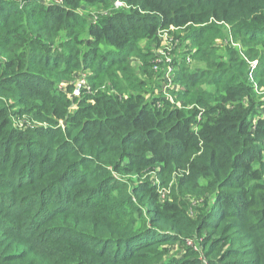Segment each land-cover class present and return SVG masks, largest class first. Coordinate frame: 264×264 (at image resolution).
<instances>
[{
    "label": "trees",
    "instance_id": "1",
    "mask_svg": "<svg viewBox=\"0 0 264 264\" xmlns=\"http://www.w3.org/2000/svg\"><path fill=\"white\" fill-rule=\"evenodd\" d=\"M118 1L0 0V264H264V0Z\"/></svg>",
    "mask_w": 264,
    "mask_h": 264
},
{
    "label": "rangeland",
    "instance_id": "2",
    "mask_svg": "<svg viewBox=\"0 0 264 264\" xmlns=\"http://www.w3.org/2000/svg\"><path fill=\"white\" fill-rule=\"evenodd\" d=\"M102 12L106 13L105 11H100V13H102ZM170 31H173V32H170ZM170 31L169 32H167V31H159L160 33H158V35H162V37H159V40L160 41H159V47H158V52L160 54H162L161 55L162 56V60L157 61V65L160 68H163V69L166 68L167 61H169V60L171 61V65L170 66L171 67H174V65H172V63H173L172 57L169 55L170 52H171V50H172V53L171 54L174 55L175 53H180L182 51V49H183V46H181V40L180 39L184 38V36H185L184 31L182 29H172ZM171 41H173V43H171ZM234 43L235 44H231L234 47V49H237L238 52L242 53L241 51L243 50V47L239 43H237V44H236V42H234ZM185 44L187 45L188 42H186ZM138 46L140 47L141 50L152 51V52L154 51V46L152 44V41H143V42H140L138 44ZM216 46L218 47V49H220L219 52H222L221 49L225 48L226 47V44H224L221 41H217ZM161 48H164V51L163 52H162ZM165 48H168V51H166ZM186 60L187 61H190L192 63V60L190 58H186ZM169 73H170V70H168L167 73L164 75V79L170 78L169 75H168ZM77 75H78V73L75 74V76H74L75 79L70 84V85H73V86H71L70 90L67 89L66 90V94H65L66 97H68V99H70L73 102L72 105H71V107H70V110H73V111H76V109L78 108V105H79L78 104V101H74V100L81 101V98H82L81 93H80L79 97H73L72 96L74 85L77 84V83H79L81 81V79L79 77H77ZM250 83H252V81H250ZM164 84H162L163 85V89H162L163 91L165 89V85ZM64 85H66V83H63L59 89L60 90H63V86ZM5 94L6 93L1 94L0 95V98L1 99H4V97L7 98V96H4ZM256 96H257V98H259V101H264V92L263 93H259L258 90H256ZM170 97L172 99V103L177 104V106H180L179 107L180 109H183V107L181 105L182 101L181 102H178V103H175V101L173 100L172 96H170ZM11 113L13 114L14 112H11ZM11 118H12V122H13V127H16L17 129H20V130H27V128L33 129V128H37L38 126H48V124H46V123L40 124L39 122L33 123L32 121H29L30 118H28L27 115H21V116L20 115H17V116L16 115H12ZM65 125H66V122L60 121L56 125V127H59L60 126L61 127V130L64 131L65 130ZM1 141H3V140H1ZM11 153H15V150H12ZM103 159L108 160L109 159V154L107 153L106 154V157H104V155H103ZM118 177L120 179H122V180H126L127 179V176L125 178L124 177L121 178L120 176H118ZM144 177L147 178L148 177V174L144 175ZM132 181H134L136 183L138 181V178L137 177H133L132 178ZM160 193H162V196H164L166 199L168 198L169 200H172L171 190L166 191L165 188H162L160 190ZM192 209H193L192 206H189L187 208V212L188 213L193 212ZM97 231H100L103 234H106L105 233L106 230L103 229V227H100ZM108 234L114 235V233L112 232V230H111V233H108ZM203 235L208 240H210V239L216 240L218 242L217 243L218 246H217L216 249L219 250V251H221V252L224 251L225 249H227L229 247L228 246V242H226V240H225V237L228 236V234H220V233H218L216 236H213L212 234L209 233L208 230H205L203 232ZM204 237H201L198 240H195L193 242L191 241V242L188 243L189 247L194 252H200L202 255L204 253V248L202 246L203 238ZM3 240L4 239H2V241ZM246 243H249V242H247V240H243V241H241V242H239L237 244H234V245H244ZM5 244L6 243H4L3 246H5ZM199 244H200V246H199ZM172 249H173V251L170 254H168V257H170V259H172L174 257H177L178 255H183L184 254V247H182V246L175 245V247L173 246ZM171 255L173 257H171ZM234 259H237V261H242V260H246L248 258H243V259L232 258V259H230V262H233Z\"/></svg>",
    "mask_w": 264,
    "mask_h": 264
},
{
    "label": "built area",
    "instance_id": "3",
    "mask_svg": "<svg viewBox=\"0 0 264 264\" xmlns=\"http://www.w3.org/2000/svg\"><path fill=\"white\" fill-rule=\"evenodd\" d=\"M114 6H115V8H117V9H119V8H126L125 7V5L122 3V2H120V1H118V0H114ZM158 33H160V32H158ZM157 33V34H158ZM158 37H162V35H158ZM167 51H168V49L167 48H165ZM160 54V53H159ZM162 55V54H161ZM162 60V59H161ZM159 61V60H158ZM167 61V60H166ZM187 62H189V61H187ZM257 64V62L256 61H254V62H252V63H250V66H251V73H250V80L252 81V83H253V86L255 87V90H257V86H256V84H255V82H254V80H253V75H252V72H253V70L256 68V65ZM171 65V61L169 60V61H167V66H166V70H165V73H164V75L167 73V71L168 70H170V73L168 74L169 75V77L170 78H167V79H164V85H165V89H164V91H163V93H164V96L167 98V99H169V100H171L172 101V99H171V97H170V95H169V89L172 87V81H171V78L173 77V71H174V67H171L170 66ZM155 69H159V66L158 67H156ZM167 77V76H166ZM80 79H81V81L79 82V83H77V84H75L74 85V88H73V93H72V96L73 97H79V95H80V93H81V89H83V88H86L87 90H88V87H87V85H86V82H85V80H84V78H83V76H81V77H79ZM164 78V77H163Z\"/></svg>",
    "mask_w": 264,
    "mask_h": 264
}]
</instances>
